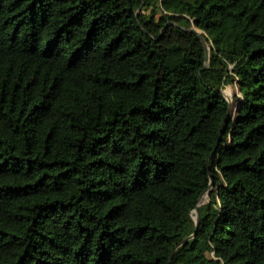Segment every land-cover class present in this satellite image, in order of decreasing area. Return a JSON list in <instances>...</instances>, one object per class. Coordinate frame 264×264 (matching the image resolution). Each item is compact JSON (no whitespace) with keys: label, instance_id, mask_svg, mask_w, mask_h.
<instances>
[{"label":"trees","instance_id":"16d2710c","mask_svg":"<svg viewBox=\"0 0 264 264\" xmlns=\"http://www.w3.org/2000/svg\"><path fill=\"white\" fill-rule=\"evenodd\" d=\"M0 264H264V0H0Z\"/></svg>","mask_w":264,"mask_h":264},{"label":"water","instance_id":"95a60500","mask_svg":"<svg viewBox=\"0 0 264 264\" xmlns=\"http://www.w3.org/2000/svg\"><path fill=\"white\" fill-rule=\"evenodd\" d=\"M191 30H195L199 36L202 38L203 40V43L206 47V50H207V54L209 53V46L207 44V42L203 39V36H202V33L200 30L196 29L195 27H191L190 28ZM164 30V29H163ZM207 63H208V60H207ZM224 94L226 95V97L229 99L230 101V112L232 111V109L236 106V103L233 101V99L226 93L225 89L223 90ZM214 185V181L211 182L210 184V187L207 188L201 195H200V198L198 200V203L196 205V208L194 209V213H195V218H196V223L197 225L199 224L200 222V217H201V210H200V206L202 204H204L205 202H207L209 200V197H210V191H211V188L213 187ZM195 235V233L189 235L185 240H183L181 243H183L184 241L186 240H189L190 238H192L193 236Z\"/></svg>","mask_w":264,"mask_h":264},{"label":"rangeland","instance_id":"374dc122","mask_svg":"<svg viewBox=\"0 0 264 264\" xmlns=\"http://www.w3.org/2000/svg\"><path fill=\"white\" fill-rule=\"evenodd\" d=\"M225 91L226 93L233 99V101L235 103H237L236 101V95L238 94V89L236 87V85L234 84H231V85H228L226 88H225ZM195 236V235H194Z\"/></svg>","mask_w":264,"mask_h":264}]
</instances>
